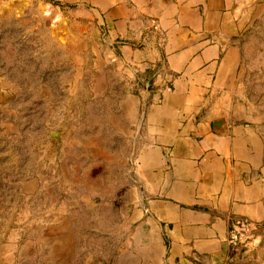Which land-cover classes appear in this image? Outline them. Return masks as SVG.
<instances>
[{"label":"rangeland","instance_id":"obj_1","mask_svg":"<svg viewBox=\"0 0 264 264\" xmlns=\"http://www.w3.org/2000/svg\"><path fill=\"white\" fill-rule=\"evenodd\" d=\"M81 12L74 0H0V254L8 264L151 263L133 220L143 87L119 65L104 27ZM254 19L234 38L233 91L264 113V18ZM257 241L232 264H264V227Z\"/></svg>","mask_w":264,"mask_h":264},{"label":"crops","instance_id":"obj_2","mask_svg":"<svg viewBox=\"0 0 264 264\" xmlns=\"http://www.w3.org/2000/svg\"><path fill=\"white\" fill-rule=\"evenodd\" d=\"M74 1L143 87L133 220L148 263L236 262L229 219L264 225V113L234 94V38L264 18V0Z\"/></svg>","mask_w":264,"mask_h":264},{"label":"built area","instance_id":"obj_3","mask_svg":"<svg viewBox=\"0 0 264 264\" xmlns=\"http://www.w3.org/2000/svg\"><path fill=\"white\" fill-rule=\"evenodd\" d=\"M263 224L245 216H233L229 219L227 243L234 253L248 252L253 249L259 238Z\"/></svg>","mask_w":264,"mask_h":264}]
</instances>
